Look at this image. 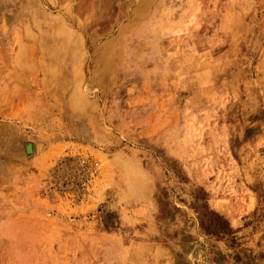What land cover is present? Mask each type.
<instances>
[{"label": "rangeland", "instance_id": "obj_1", "mask_svg": "<svg viewBox=\"0 0 264 264\" xmlns=\"http://www.w3.org/2000/svg\"><path fill=\"white\" fill-rule=\"evenodd\" d=\"M0 264H264V0H0Z\"/></svg>", "mask_w": 264, "mask_h": 264}, {"label": "bare ground", "instance_id": "obj_2", "mask_svg": "<svg viewBox=\"0 0 264 264\" xmlns=\"http://www.w3.org/2000/svg\"><path fill=\"white\" fill-rule=\"evenodd\" d=\"M61 47H62V49H63L64 54H66V52H65V47H66V46L64 45V43H63V45H62ZM108 60H110V59H108ZM108 60H107V61H108ZM27 149H28V153L31 152V148H27Z\"/></svg>", "mask_w": 264, "mask_h": 264}]
</instances>
